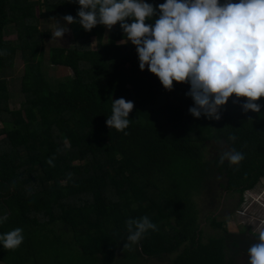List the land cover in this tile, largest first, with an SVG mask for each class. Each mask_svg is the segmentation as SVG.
I'll list each match as a JSON object with an SVG mask.
<instances>
[{
    "label": "trees",
    "instance_id": "16d2710c",
    "mask_svg": "<svg viewBox=\"0 0 264 264\" xmlns=\"http://www.w3.org/2000/svg\"><path fill=\"white\" fill-rule=\"evenodd\" d=\"M59 23L74 47L48 49ZM263 179L264 0H0V264H264V235L196 202Z\"/></svg>",
    "mask_w": 264,
    "mask_h": 264
},
{
    "label": "rangeland",
    "instance_id": "374dc122",
    "mask_svg": "<svg viewBox=\"0 0 264 264\" xmlns=\"http://www.w3.org/2000/svg\"><path fill=\"white\" fill-rule=\"evenodd\" d=\"M54 26L57 28L56 35L59 39L58 42L55 40L49 41L47 43L48 49L60 44L74 47L75 40L72 33L69 32L67 24L59 23ZM205 33L206 37L210 36L208 30L204 31V34ZM11 39H16V37L12 36ZM24 67L25 65L23 62H18L14 73L9 76L12 87V108L14 109H19L21 102L24 100L20 88V80L21 77H23ZM44 70L48 81L52 83L55 88L58 87L61 81L67 80L74 74L73 70L70 68L54 66L48 60L44 63ZM213 149L216 150V147H213ZM218 195L219 194H215L216 199L212 201L211 204L203 195L196 199L198 207L204 212L203 217L211 210L210 213L219 216V221L223 222L225 227L231 232L238 233L243 227H249L252 233L264 235V179L252 190L244 194V201L240 206H237L238 199L227 198V202L231 204V207H229V205V208L225 206L220 207L221 200ZM208 230L212 231L210 228H208ZM129 253H132L134 257L130 254H126L122 259L117 258L118 262L115 260L113 264H169V258L163 262L144 258L145 256H141L136 246L130 247ZM239 261V264H246L247 255L241 256ZM100 262L101 260L97 257L92 259L82 251L68 247L65 249L55 248L51 259H47L45 262L43 261V264H101Z\"/></svg>",
    "mask_w": 264,
    "mask_h": 264
},
{
    "label": "flooded vegetation",
    "instance_id": "af4514ba",
    "mask_svg": "<svg viewBox=\"0 0 264 264\" xmlns=\"http://www.w3.org/2000/svg\"><path fill=\"white\" fill-rule=\"evenodd\" d=\"M220 205H221V206H225V207H227V208L231 207V204L228 203V202H226V201H222V204H220ZM228 205H229V207H228Z\"/></svg>",
    "mask_w": 264,
    "mask_h": 264
},
{
    "label": "crops",
    "instance_id": "0c3cea01",
    "mask_svg": "<svg viewBox=\"0 0 264 264\" xmlns=\"http://www.w3.org/2000/svg\"><path fill=\"white\" fill-rule=\"evenodd\" d=\"M145 258V257H144Z\"/></svg>",
    "mask_w": 264,
    "mask_h": 264
}]
</instances>
